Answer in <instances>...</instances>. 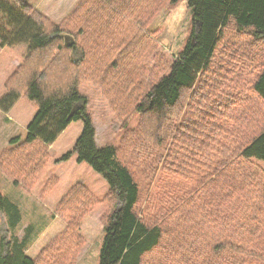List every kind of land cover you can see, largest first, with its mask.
<instances>
[{
	"label": "trees",
	"instance_id": "16d2710c",
	"mask_svg": "<svg viewBox=\"0 0 264 264\" xmlns=\"http://www.w3.org/2000/svg\"><path fill=\"white\" fill-rule=\"evenodd\" d=\"M161 4L79 0L56 25L25 0H0V49L26 48L0 110L21 98L36 110L25 139L1 150L0 168L32 187L46 146L81 121L62 159L87 163L114 198L97 264H264V171L254 162L264 161V0H187L193 29L169 61L149 32ZM81 81L100 90L121 127L139 114L117 147L96 146ZM26 161L37 163L32 177L19 172ZM91 194L75 183L56 207L61 231L33 257L23 240L6 250L1 240L0 264H76ZM0 212L15 230L19 210L1 193Z\"/></svg>",
	"mask_w": 264,
	"mask_h": 264
},
{
	"label": "rangeland",
	"instance_id": "374dc122",
	"mask_svg": "<svg viewBox=\"0 0 264 264\" xmlns=\"http://www.w3.org/2000/svg\"><path fill=\"white\" fill-rule=\"evenodd\" d=\"M25 1L56 25H60L79 2V0ZM192 29V15L187 0L176 2L162 0L149 26V32L156 37L159 51L168 61L175 59L178 52L182 50ZM67 37L69 36H64V41ZM229 38L235 41V34L232 33ZM25 52L24 46L0 49V98L5 93V80L21 63ZM77 59H80L78 53L74 55V60ZM151 63L148 64L149 67ZM77 89L78 93L86 99V112L91 116L95 128L96 146L98 148L117 147L126 130L137 125L139 114H132L124 127H121V123L97 87L81 81ZM35 112V108L26 98L19 99L6 113L0 110V152L11 145V139L18 138L17 140L20 141L25 139L26 127ZM81 128V121L71 122L51 145L46 146L48 155L46 165L38 180L30 188L22 184L24 180L21 181L20 177H15L17 183L13 184L11 178L5 175L0 168V193L14 203L20 213L17 227L11 230L8 227L6 216L0 212V246L3 240L4 250L14 239H21L24 244H27L24 248L25 254L35 256L38 250L65 226L67 219L59 215L56 207L75 183H81L90 190L97 203L80 224L79 233L86 243L76 264L98 263L106 223L103 216L106 218V215L114 210V204L109 205L105 202L114 200V198L105 197L109 192L107 182L87 163L77 161L76 155L66 160L62 159L64 154L71 151L80 135ZM254 162L259 169L264 171V161L255 160ZM27 163L28 165L19 172L23 173L28 170L27 175L32 177L34 175L31 174L32 168H36L37 163ZM52 179H56L55 185L42 196L41 191ZM105 198H107L106 201H104Z\"/></svg>",
	"mask_w": 264,
	"mask_h": 264
},
{
	"label": "water",
	"instance_id": "95a60500",
	"mask_svg": "<svg viewBox=\"0 0 264 264\" xmlns=\"http://www.w3.org/2000/svg\"><path fill=\"white\" fill-rule=\"evenodd\" d=\"M195 28L197 29V30H200V28H201V24H200V22L199 21H195ZM69 41V42H68ZM73 38L72 37H67V39L64 41V44H65V46H71L72 44H73ZM74 109H76V108H74Z\"/></svg>",
	"mask_w": 264,
	"mask_h": 264
},
{
	"label": "bare ground",
	"instance_id": "6f19581e",
	"mask_svg": "<svg viewBox=\"0 0 264 264\" xmlns=\"http://www.w3.org/2000/svg\"><path fill=\"white\" fill-rule=\"evenodd\" d=\"M197 31H199V30H197Z\"/></svg>",
	"mask_w": 264,
	"mask_h": 264
}]
</instances>
